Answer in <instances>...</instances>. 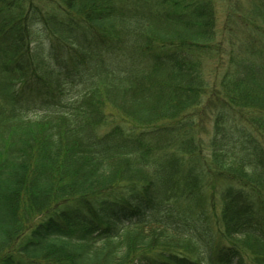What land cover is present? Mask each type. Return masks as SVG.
Masks as SVG:
<instances>
[{
    "label": "trees",
    "instance_id": "1",
    "mask_svg": "<svg viewBox=\"0 0 264 264\" xmlns=\"http://www.w3.org/2000/svg\"><path fill=\"white\" fill-rule=\"evenodd\" d=\"M227 12L0 0V264H264V0Z\"/></svg>",
    "mask_w": 264,
    "mask_h": 264
},
{
    "label": "rangeland",
    "instance_id": "2",
    "mask_svg": "<svg viewBox=\"0 0 264 264\" xmlns=\"http://www.w3.org/2000/svg\"><path fill=\"white\" fill-rule=\"evenodd\" d=\"M214 4L217 9V16H218V25L219 27H222L223 24L226 21L227 15H228V5L230 2H234L235 0H213ZM243 2L246 0H242ZM223 57L226 58V53L222 54ZM204 65H203V70L205 73V77L211 80L219 71L224 72L225 71V66L223 68H219V65H221L220 59L221 57H217V55L214 54H209L206 52V54H203L202 56ZM116 123H120L116 121ZM207 155V158L210 156V151L207 150L205 152ZM206 202V201H205Z\"/></svg>",
    "mask_w": 264,
    "mask_h": 264
}]
</instances>
